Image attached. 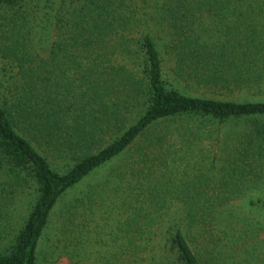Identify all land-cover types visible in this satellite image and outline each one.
<instances>
[{"label":"trees","instance_id":"1","mask_svg":"<svg viewBox=\"0 0 264 264\" xmlns=\"http://www.w3.org/2000/svg\"><path fill=\"white\" fill-rule=\"evenodd\" d=\"M263 93L264 0H0V221L31 188L0 264H37L58 201L122 156L67 210L101 249L70 264H238L264 231Z\"/></svg>","mask_w":264,"mask_h":264},{"label":"rangeland","instance_id":"2","mask_svg":"<svg viewBox=\"0 0 264 264\" xmlns=\"http://www.w3.org/2000/svg\"><path fill=\"white\" fill-rule=\"evenodd\" d=\"M223 97H227L223 98L224 100L242 102L246 101L249 96L245 92H237L234 94H226V96ZM262 97H264V93L262 94ZM220 98L222 97H218V99ZM179 125L180 122H174L172 124L167 125V129L168 131L173 132L174 129L177 128ZM122 159L123 156L111 161L103 168L94 171V173L92 172L90 176L87 177V179H85L81 184L68 191L67 194L58 201L51 213L48 227L44 230L42 238L40 239L37 250V264H70L69 257L73 253V250H75L76 248L74 244L78 241L77 239H83L86 241L84 243L85 251L90 253L89 255H87V257H90L88 261H92L98 256V252L101 251V249H98L97 245H93L96 236L95 232L92 230L93 227L87 228V231H85L80 230L79 228H77L76 230L74 226L72 227L68 225L69 222L67 221V219H69L70 214L67 210H71V205L74 199L79 196H82V192L85 193V191L94 186L96 187L95 190H98L99 186L102 185L106 180L113 178V174L111 173V171L116 169L118 170L119 165L122 163ZM30 191L31 188H27L26 190H24V192L16 196L14 199L15 201L13 202V206L11 208V217L8 219L9 221H7L6 219L0 221L2 225L3 223H5L1 243L9 242V240L12 239L15 230H17V228H19V226L21 225L23 217L25 216L29 208V204L27 202L29 197L27 195H30ZM250 194H258L262 198H264V188L262 191L247 192V194L245 195ZM260 215L262 217L261 221L264 223V212H261ZM97 216L98 215L95 216L94 222L96 220H99V216L98 218ZM74 223L76 224L77 221ZM97 224H101V222L98 221ZM6 226L8 227L7 230H5ZM84 235L87 236V239L82 238V236ZM257 239L259 240L258 243H254L252 240L249 239V243H246L244 247H238L236 249L237 253L233 256L232 261L238 264H242L240 261L246 258L247 254L245 252V249H247L249 251L248 254L251 255L248 256L247 264H264V231L260 232V235L257 236ZM258 250L261 252L260 255L258 253Z\"/></svg>","mask_w":264,"mask_h":264}]
</instances>
